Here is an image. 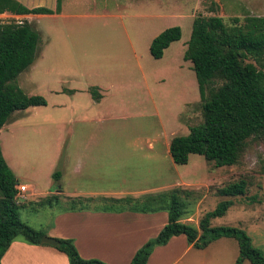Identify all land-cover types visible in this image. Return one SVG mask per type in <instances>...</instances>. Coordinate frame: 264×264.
I'll return each instance as SVG.
<instances>
[{"label": "crops", "instance_id": "crops-1", "mask_svg": "<svg viewBox=\"0 0 264 264\" xmlns=\"http://www.w3.org/2000/svg\"><path fill=\"white\" fill-rule=\"evenodd\" d=\"M18 1L29 9L46 8L53 12L15 16L28 19L32 25L36 21L46 20L52 24L46 28L48 35L44 51H37L36 60L30 67L34 70L33 73L48 69L51 75L52 66L46 59L50 56L57 60L66 57L69 50H74L75 59L82 70V73L60 70L57 73L60 84L50 86L45 92L47 106L30 107L15 112L1 130L0 144L3 155L18 180L17 186L25 185L30 189L26 193V199L20 203V208L38 213L35 209L41 207V202L51 197L59 199L55 207L54 205L46 207L49 221L38 226L25 223L43 232L46 237L73 240L82 258L99 259L107 264H131L136 253L149 240L160 234L169 222L168 195L176 189L190 192L188 196L182 197L185 215L181 222L198 228L201 218L210 212L203 210L207 194L202 196L200 193L202 191L208 193L211 186L217 183V178L213 177L212 173L207 178L206 175L202 178L196 175L192 183L185 181L177 173L171 183L143 187V167L137 169L140 175L134 177L126 175L132 167H111L115 162L117 147L110 125L128 121L131 116L122 114L124 110L119 107L130 102L134 93L143 95V88L140 87L136 91L130 80L131 77L137 76L131 68L122 66L124 63L120 61L134 56L140 67L141 61L132 37L127 34V26L123 24L122 31L127 36L123 38L121 46H125L126 58H123L122 54L115 55L116 64L122 67L114 68L109 77L104 73L101 78L104 83H85L88 78L84 77L83 68H87V60L98 57L95 50L99 49L97 33L101 25L94 22L96 25L86 29L77 25L73 30L71 23L76 19L98 17L91 12L108 13L111 3H115L116 0ZM121 1L117 9H131L136 5L135 2L143 3V0ZM5 16L14 15L7 13ZM128 19L142 20L143 16L128 15ZM61 23L69 30L70 39L66 43L69 50L65 48V51L60 52L54 49L56 52L51 53L49 50L53 48L55 42L51 35L57 31L63 34ZM141 24L143 25L140 23V26ZM103 29L108 32L110 24L105 23ZM140 32L138 39H141ZM109 38L113 40L112 36L106 39ZM83 61H86L85 66ZM106 80H109L110 84H106ZM93 88L101 95L100 101L93 98L91 93ZM137 98L143 101V96ZM49 108H52V111ZM107 108L110 114L104 111ZM172 140L168 139L165 142L166 151L170 156ZM23 149H28L31 154L35 153L38 156L47 155L48 161L45 158L44 162L47 161L48 167H18L15 155ZM59 164L60 167H56ZM56 171L60 173L59 181L54 180ZM117 172L122 173V180L120 179L118 183ZM136 179L142 182L135 183ZM40 187H46L47 191L42 194L43 196L38 192ZM53 188L56 190L53 191ZM74 199L81 200L84 204H78L73 208L70 201ZM125 200L134 202L126 204ZM224 217L214 219L213 226H221L218 222ZM252 230L250 235L253 244L264 247V232L256 228ZM230 240L235 239L222 238L206 249L199 250L189 244L185 235L177 236L166 246L157 247L148 264H206L200 260L204 261L213 250H215L213 261L221 263L224 261L221 255L225 250L230 249L233 251V257L234 252L236 256V243ZM200 254L203 257H200ZM2 264H70V262L67 255L55 247L44 244L32 245L20 239L11 244L2 259Z\"/></svg>", "mask_w": 264, "mask_h": 264}, {"label": "rangeland", "instance_id": "rangeland-1", "mask_svg": "<svg viewBox=\"0 0 264 264\" xmlns=\"http://www.w3.org/2000/svg\"><path fill=\"white\" fill-rule=\"evenodd\" d=\"M120 2L122 1L116 0L115 3H111L108 13L91 12V14H97L98 17L76 19L71 23L73 30L77 25L84 29L96 25L94 22L101 25L97 33L99 49L95 50L98 57L87 60V68H83L84 77L88 78L85 83L102 82L101 78L104 73H107L109 77L114 68L126 66L131 68L137 76V78L134 76L130 78L134 89L138 91L140 87L143 88V95L134 93L130 102L119 107L124 110L121 112L122 114L131 116L129 120L110 125L117 147L115 162L111 167H132V170L126 175L133 177L137 174L140 175L137 169L143 167V187L171 183L177 173L189 183L195 181L196 175L198 178L206 175L207 178L212 173L213 177L217 178V183L211 186L208 193L207 191L200 193L202 196L207 194L203 210L210 212L215 210L218 203L224 199L218 195L219 189L242 179L246 180L248 196L236 198L235 205L223 219H219L218 223L221 226L242 228L250 237V231L254 228L264 232L263 139H250L242 151L238 163L234 166L221 168L216 167L215 163L208 162L201 155H191L188 165L178 166L167 153L165 145L168 139L171 140L176 136H188L192 126L200 125L204 121L203 102L200 97L197 76L192 63L184 60V54L193 32L194 18L197 16L205 18L220 16L228 26H233V21L237 18L240 19L241 24H244L248 17H264V0H143V3L135 2L136 5H133L134 7L132 6L131 9H117ZM140 14L143 16L142 20L132 19L131 21L128 19V15L139 16ZM19 21H28V19L15 16L0 17L1 23ZM105 23L110 24L108 32L103 29ZM140 23L143 25L140 26ZM123 24L127 26V34L132 37L135 43L141 67L137 64L134 56L128 60H121L120 62L124 63L122 66L115 62L116 54H122L123 58H126L125 46H121L123 38L127 36L122 31ZM33 25L41 34L38 51H44L48 35L46 28L48 25H52L51 21H36ZM61 26L63 34L57 31L51 35L55 41L53 48L49 50L51 53L56 52L54 49L60 52L65 51V48L69 50L66 44L70 39L69 30L62 23ZM176 26L182 28V39L172 44L163 59H154L150 53L153 39L166 29ZM138 32H140L141 39H138ZM70 34L73 35L71 32ZM111 36L113 40L106 39ZM73 51L69 50L68 56L58 60L52 56L46 59L47 63L52 66L51 75L48 69L40 73H33L34 70L29 68L17 79L19 87L29 96H42L47 100L46 90L50 86L60 84L57 75L60 70L68 73H82ZM83 65H86V61H83ZM108 81L106 80L105 83L110 84ZM221 83L217 80L213 87L217 88ZM142 96L143 101L138 100L137 97ZM49 109L52 111V108ZM104 111L110 114L108 108ZM9 146L11 147L10 141ZM15 158L19 163L18 167H48L49 165L47 155L31 154L28 149L16 153ZM45 158L46 163L44 162ZM60 164L56 167H60ZM116 174L118 183L120 179L122 180V173L117 172ZM136 182L140 183L142 180L136 179ZM46 191V187H40L38 190L41 196ZM252 196H258L262 201L261 204H250L248 197ZM53 205L55 207L56 203ZM46 207L47 205H43V207L41 205L36 208L35 211L38 213L20 208V218L24 223H33L37 226L41 223L44 224L49 221L48 208ZM230 241L236 243V256L234 252L233 257V251L230 249L225 250L221 255L224 261L215 263L213 261L215 250H213V253H209L205 260H200V262L235 264L240 254L239 245L235 240ZM254 246L264 250V247L255 244ZM200 257L203 255L200 254ZM245 264L251 263L246 262Z\"/></svg>", "mask_w": 264, "mask_h": 264}, {"label": "trees", "instance_id": "trees-1", "mask_svg": "<svg viewBox=\"0 0 264 264\" xmlns=\"http://www.w3.org/2000/svg\"><path fill=\"white\" fill-rule=\"evenodd\" d=\"M60 9V1L58 5ZM27 16L53 14L46 8L29 9L18 0H0V14ZM228 26L220 16L194 18L193 32L184 60L191 62L196 73L203 102V123L190 128L188 136H176L171 141L170 154L178 166L189 164L191 155H201L216 167L234 166L250 139L264 140V17H248L244 24L234 19ZM179 26L168 28L151 43L150 53L156 60L182 39ZM40 34L29 21L0 22V135L1 130L17 111L47 106L42 96H29L19 87L17 79L35 62ZM222 82L217 88L215 81ZM93 98L101 100L96 89ZM60 173L54 174L59 181ZM18 180L9 167L0 144V264L16 240L42 245L45 234L24 223L16 202ZM246 180L230 184L217 191L221 200L216 209L206 213L199 227L182 223L185 212L182 197L190 192L181 189L169 196V222L160 234L149 240L134 256L131 264H148L157 247L166 246L172 238L185 235L189 244L204 250L222 238L238 242L239 257L235 264H264V250L254 246L245 230L231 226H213V220L224 217L239 197H247ZM51 197L40 205L57 204ZM134 201L125 200L126 204ZM250 204H261L258 196L248 197ZM84 204L71 200L73 208ZM146 206V205H145ZM57 250L67 255L70 264H107L99 259H84L74 241L59 239ZM46 245V244H44Z\"/></svg>", "mask_w": 264, "mask_h": 264}, {"label": "built area", "instance_id": "built-area-1", "mask_svg": "<svg viewBox=\"0 0 264 264\" xmlns=\"http://www.w3.org/2000/svg\"><path fill=\"white\" fill-rule=\"evenodd\" d=\"M6 14H0V17H8L5 16ZM18 23H22V22L19 21ZM16 189H17V195L15 200L17 204L20 205V203L26 199V193L29 192L30 189L25 185L16 186Z\"/></svg>", "mask_w": 264, "mask_h": 264}, {"label": "water", "instance_id": "water-1", "mask_svg": "<svg viewBox=\"0 0 264 264\" xmlns=\"http://www.w3.org/2000/svg\"><path fill=\"white\" fill-rule=\"evenodd\" d=\"M42 243L46 244V245H50V246L55 247V248L61 246V242L58 239H54L51 237H43Z\"/></svg>", "mask_w": 264, "mask_h": 264}]
</instances>
